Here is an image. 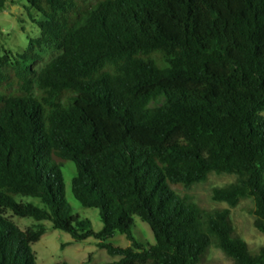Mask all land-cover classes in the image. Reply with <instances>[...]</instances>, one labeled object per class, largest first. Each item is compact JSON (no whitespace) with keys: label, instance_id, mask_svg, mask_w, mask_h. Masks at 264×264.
I'll use <instances>...</instances> for the list:
<instances>
[{"label":"trees","instance_id":"trees-1","mask_svg":"<svg viewBox=\"0 0 264 264\" xmlns=\"http://www.w3.org/2000/svg\"><path fill=\"white\" fill-rule=\"evenodd\" d=\"M20 1L40 37L18 59L0 43V264H36L42 222L94 239L118 257L106 264H197L210 236L231 264H264L227 209L206 214L173 191L235 175L211 199H250L264 234V0ZM43 43L61 53L35 72L25 63ZM68 162L71 197L96 210L97 230L64 198ZM7 213L38 225L20 230Z\"/></svg>","mask_w":264,"mask_h":264},{"label":"rangeland","instance_id":"rangeland-1","mask_svg":"<svg viewBox=\"0 0 264 264\" xmlns=\"http://www.w3.org/2000/svg\"><path fill=\"white\" fill-rule=\"evenodd\" d=\"M37 20L38 18L33 12L31 17L28 16L24 4L20 0H6L4 7L0 10V43L3 52L10 58L18 59V56L25 51L28 41L40 37V31L36 25ZM34 52L38 59L25 64L31 70L38 72L45 64L58 56L61 49L58 44L43 43ZM73 173V164L66 163L62 169L64 198L73 213L88 219L93 228L97 230L101 224L96 210L82 208L71 197L70 179ZM235 180V175L209 173L205 181L188 187L173 188V191L206 214L227 209L233 235L244 240L251 253H256L264 245V234L253 227L254 217L250 214L253 209L252 201L246 198L240 199L234 207H229L225 203L214 202L211 199L213 189L227 186ZM17 201L40 206L38 201L31 199L17 198ZM6 218L20 230L38 225L30 219L18 218L9 213L6 214ZM42 224L47 231L36 243L30 245V251L35 257L36 264H106L118 260V257H111L104 249L97 247L96 241L92 238L87 239L82 244H75L69 235L57 230H50V223L42 222ZM134 225L136 236L149 244H153L147 224L135 217ZM109 242L119 248H125L129 245V241L122 235L115 236ZM197 264H231V260L216 247L213 238L210 236V243Z\"/></svg>","mask_w":264,"mask_h":264}]
</instances>
